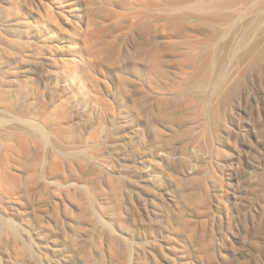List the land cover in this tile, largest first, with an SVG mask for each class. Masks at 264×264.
<instances>
[{
	"label": "rangeland",
	"instance_id": "rangeland-1",
	"mask_svg": "<svg viewBox=\"0 0 264 264\" xmlns=\"http://www.w3.org/2000/svg\"><path fill=\"white\" fill-rule=\"evenodd\" d=\"M5 91L0 264H264V0H0Z\"/></svg>",
	"mask_w": 264,
	"mask_h": 264
},
{
	"label": "bare ground",
	"instance_id": "bare-ground-1",
	"mask_svg": "<svg viewBox=\"0 0 264 264\" xmlns=\"http://www.w3.org/2000/svg\"><path fill=\"white\" fill-rule=\"evenodd\" d=\"M201 8V7H200ZM154 55L152 53L148 54L147 57H146V60L147 62H152L154 60ZM155 61V60H154ZM153 63V62H152ZM158 75V74H157ZM207 78V76H201L199 78V80H205ZM11 92L8 93V91H5L3 92L1 95H0V101L5 103V105L10 108L12 106V102H11ZM63 112V111H62Z\"/></svg>",
	"mask_w": 264,
	"mask_h": 264
}]
</instances>
